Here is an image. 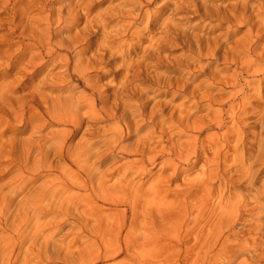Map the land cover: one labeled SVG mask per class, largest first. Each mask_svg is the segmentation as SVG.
<instances>
[{
	"label": "bare ground",
	"instance_id": "6f19581e",
	"mask_svg": "<svg viewBox=\"0 0 264 264\" xmlns=\"http://www.w3.org/2000/svg\"><path fill=\"white\" fill-rule=\"evenodd\" d=\"M16 1L14 17L8 23L30 43H18L19 53L12 59L10 50L0 53V60L9 57V66L15 71L10 80L0 75V158L9 157L0 167L8 169L7 186L13 197L28 194L19 214L24 222L29 224L49 207L42 217L51 213L52 222L41 228L49 225L61 233L64 228L81 231V226L93 228L89 223H96L92 230L98 232L100 236L95 237L101 240L95 241L101 243L91 251L94 263L143 248L183 254L187 264L193 256L204 253L227 264H235L240 257H245L241 264H264V0H222L219 4L215 0H115L118 4L110 3L98 19L91 18L80 2L75 7L67 2L61 8L48 9L50 3L61 0ZM37 2L42 5L43 16L35 14ZM20 5L25 8L16 10ZM184 14L200 18L196 25L202 29L224 28L225 34L205 39L201 33H187L177 18ZM112 20L117 21L116 30L109 32L108 22ZM80 22L84 27L75 37L65 35L54 42L62 32L54 27L67 25L65 32L69 33L68 27ZM245 28L240 38L231 40ZM100 32L96 50L84 59L93 46L90 38ZM146 38L149 46L142 48ZM178 47L188 54L175 64L171 62L174 68L184 67L191 73L194 63L207 62L202 68L205 78L196 87L191 78L175 79L159 72L167 49ZM60 50L72 51L73 61L65 57L61 74L45 72L34 85L39 72L36 67L43 69L60 58ZM46 57L49 60L36 63ZM219 64L225 70L231 66L238 70L232 75L209 71ZM72 65L73 73L92 94H86L79 85L72 86L71 77L64 76ZM112 66L121 74L120 82L114 85L111 81L107 90L97 91L90 77ZM30 69L35 70L33 76L22 82ZM257 76L260 79H245ZM59 83L63 85L56 87ZM143 84L150 85L151 90L143 89ZM154 90H163L172 98L157 102L148 96ZM252 99L257 103H250ZM200 110L207 113L194 119ZM250 118L255 130L251 133L247 125ZM105 121L113 126L99 125ZM15 122L35 125L32 135L52 126L61 129L51 130L46 142L35 150L32 144L17 147L19 141L13 138L4 141ZM2 126L8 129L1 130ZM127 140L130 142L124 144ZM116 157L130 161L117 168L112 177L109 173L113 169L102 174L100 168L115 164ZM200 161L199 173L188 180L190 170L185 167L193 170ZM158 165L162 173L145 189L137 179L151 176ZM164 173L167 176L161 177ZM40 179L43 182L37 189L30 188ZM178 181L181 184L171 189ZM141 232L144 235L137 237ZM192 235H196L192 238L196 242L189 246L186 240ZM106 237L111 239L105 241ZM7 239L1 241L0 253L6 252L7 246H1L8 243ZM89 247L86 250L90 251ZM43 249L48 251L46 246Z\"/></svg>",
	"mask_w": 264,
	"mask_h": 264
},
{
	"label": "rangeland",
	"instance_id": "374dc122",
	"mask_svg": "<svg viewBox=\"0 0 264 264\" xmlns=\"http://www.w3.org/2000/svg\"><path fill=\"white\" fill-rule=\"evenodd\" d=\"M116 1H119L118 3H121L120 1L124 2V0H116ZM116 1L115 0H72V2H70V0H61V1H56V2L50 3V5L48 6V9H50V8H53V9L61 8L65 5H67L66 4L67 2H68V4L72 3L73 7H75L74 5L76 3L80 2V3H83L87 7V8H85V6H84L85 10L87 9L86 12L90 13L91 18L93 17L95 19H98V18L102 17L103 15H105L107 8H109L108 6H110L109 5L110 3L117 5L118 3ZM215 1H216L215 2L216 4H219V2L222 0H215ZM236 1L237 0H233L232 3L236 2ZM15 2H17V1L16 0L15 1L14 0H0V53H3V52L10 50L8 55L10 56L11 59L13 58V56H16L19 53L18 43H20V42H25V44L30 43L27 40L20 38V36H19L20 31L13 32V27H11L12 23H8V21L12 17H14ZM224 2H226V1H224ZM39 3L40 2L36 3L37 9L35 10V14L43 16L44 11L41 9L42 8L41 3L40 4ZM158 3L161 4L162 2H158ZM59 6H61V7H59ZM24 8H25V5H20L19 7L16 8V10H20V9L22 10ZM168 15H169V12H167L166 16H168ZM179 16L180 17H177V18L184 21V22L180 21V23L182 26L183 25L185 26L187 33H192L195 35L201 33V34H203V37L205 39H214L220 34H225L224 28L223 29H219V28L211 29L212 26L211 27L208 26V27L202 29L201 26H198L199 22H201L200 18H198V19L196 17L193 18V16L191 14L190 15L184 14V15H179ZM184 16H186V17H184ZM186 18H187V20H186ZM116 22L113 20L108 22V31L109 32H111L110 30H112V29H113L112 31L116 30V28H114L117 25ZM185 23H186V25H185ZM197 23H198V25H196ZM1 24H2V26H1ZM194 25L197 26L198 28L192 27ZM215 25L216 24H214V26ZM65 26L67 27V25H62L60 28H58L57 26L54 27V30L59 29V31H60L62 29L61 35L59 36V34H58L55 37L56 39H54V42H56V43L59 42L60 39L65 37V35H67L65 38L75 37L79 33V31L84 27V22H80L76 26L68 27L69 33L65 32V30H67L65 28ZM40 28L44 29L43 26H41ZM192 28H193V31H192ZM246 30H247L246 28L241 29L238 32L239 34L235 33V35L231 38V40H235V39L240 38L245 33ZM100 37H101V32H100V34L99 33L95 34L93 36V38H90L91 39L90 42H91V44H93V46H92L93 48L90 47V50L84 55V57H83L84 59L88 60L89 57L94 53V51L96 50V47H97L96 43L100 41ZM148 39L147 38L144 39L145 41L143 42V44L141 43V45L143 46L142 48L149 46ZM32 51L34 53L37 52V50H32ZM70 52L71 53L68 54L67 51L60 50V51H58V54H59V56L61 54L62 55L60 56V58L58 57V59H57L60 61L55 60L54 62H49L48 65L47 64H46V66L44 65L43 69L39 68L40 65H39V67H36V70H39V72H38V76H37L38 78L36 77L35 78L36 80L35 79L33 80L34 85H36L38 83V80L41 79L42 75L45 72H55V73L61 74L63 71H60L59 69L63 65V63L65 61V57H68L71 59V61H73V56L75 54L72 53V51H70ZM187 54H188L187 50L182 48V47H178L176 49H173V48L167 49L166 54L164 55V57L166 59H165L164 63L161 64V66H159L160 67L159 72L165 73L168 77H171V78H175V77H180L182 79L191 78L192 86L196 87L199 84H201V81L205 78V75L202 74V68H204L206 66V64H207L206 61H203L201 64L194 63L193 64L194 70H192L191 73H187V71H184V69H185L184 67L174 68L173 65L170 64L171 62L172 63L174 62V64H175V62L177 60L183 59V58H181V57H183V55H185L187 57ZM136 56L140 57L141 56L140 52L136 53ZM6 58L0 60V66H1L0 67V75H1V77L6 75V76H8V78L10 80L15 76L14 75L15 71H13L9 66L10 65V58L7 56H6ZM167 59H168L169 63H166ZM44 60L47 61V60H49V58L46 57L43 60H37L36 63L37 64L42 63V61L44 62ZM55 66H57L56 69H55ZM40 69H42V70H40ZM73 69H74V67L72 65L69 72L64 73V76L66 75V76L71 77L70 84L74 87L79 85L85 91L86 94L87 93H88V95L92 94V92L85 87V84L79 79V77L73 73ZM237 70L238 69L236 66H231L229 69L225 70V66L220 65V64L216 65V66H211L209 69L210 72L217 71V72H222L223 74H226V75H232ZM33 71H35V70L30 69V71L26 74V75H28V77L25 76L23 80L21 79L22 82H25L29 77L33 76ZM260 77L261 76H257L255 79H253V78H245V79H247L246 81H250V80L253 81L256 79H260ZM120 78H121V74H116V68L115 67L113 68V66H112V67H108L104 70L102 69L100 71L94 72L93 76H91L89 80L91 82L92 81L94 82V83L93 82L92 83L97 87V89L99 88L97 91L100 90L101 92H104L105 90H107L109 88V86L112 85V84L110 85L111 81H113L114 85H115V84H117V82L118 83L120 82L119 81ZM61 85H63V84L59 83L56 87H58V86L60 87ZM139 85H141V84H139ZM20 86H21V84L19 85V87ZM51 86H55V85H51ZM142 88L143 89H150L151 86L148 84H143ZM85 89H87V90H85ZM201 89H204V88L201 87ZM55 92H57V90H55ZM55 92H52V93H55ZM111 93H112V91L106 92L105 94H111ZM55 94H58V92ZM148 96L150 98H155V101H157V102L161 101L160 103L167 102V101H164L167 99V97H168V100L172 98L171 95H170L171 97L165 96L163 94V90L151 91V92H149ZM222 98H226V96H222ZM133 102H135V101H133ZM154 102L152 101L150 104H148L147 107L151 108L153 106L152 104H154ZM180 102H181V100L174 103V105L177 106ZM249 102L252 104L257 103L256 101H253V99L249 100ZM206 113H207L206 110H200L199 112L194 114L193 118L194 119L201 118ZM29 117H30V114L26 113V118H29ZM248 120H250L247 122L248 132H250V133L254 132L255 130L253 128V123H251V122H253V118H250ZM12 124L13 125L15 124L13 126V131L9 130L11 133H9V132L6 133L7 139H4V141H7V140L10 141V140H12L11 138H13V139H16L19 141V142L17 141L18 142L17 147H19V146L23 147L24 143H26V144H32L33 147H35V150H36V146L39 147L46 142L47 138L50 136L49 134H50L51 130H60L61 129V127L52 126L53 128L44 129V130L40 129L39 133L32 135V128L35 125H29L26 123L19 124L18 122H15ZM99 125L105 126V127H112L113 123L111 124L110 122L105 121V122L100 123ZM2 129L4 131H6V129H8V127L2 126L1 130ZM177 132L178 131H175L174 134H177ZM79 137H80V135L74 139L75 142L73 140L74 144L77 143ZM175 139L176 140L179 139V136H176ZM128 142H130V141L127 140L124 142V144L128 143ZM20 150L21 149L18 148L17 153H19ZM16 155L19 156V154H16ZM8 158L9 157H5L2 159L0 158V164H1V162H8ZM52 159L53 158H50L51 161H52ZM114 159L116 160L115 164L114 163H113V165L109 164L110 166L107 165V167H106V168H108L107 171H106L105 166L101 167V165H100V167H101L100 170H102L101 171L102 174L104 172L109 173L113 169L115 171L112 170V172L109 174H110V176L111 175L114 176L117 173V170H118L117 168L121 167L125 162L130 161V159H123L121 157H116ZM200 162L198 163L197 167L194 168L193 170H191V167H185L187 170H190V172H189L190 175L187 177L188 180L195 178V176L199 173L201 166L203 164L202 161H200ZM97 163H95V164L97 167H99V164H97ZM62 166H66V164L62 163ZM160 167H161L160 165L156 166L152 170L151 176L139 177L137 179V181L139 183L141 182V184L143 183V185L145 184L144 188L146 189L148 184H150L152 181L156 180L160 176V174L162 173ZM7 170L8 169L4 166L0 167V188H1L0 189V212H1L0 213V236H1L0 237V243H1V241L9 238V239H7V241L10 244H8V243L6 245L2 244L1 247H4V246H7V247H5L6 252L0 253V256H1L0 257V264H91V262H93V264H187V263H185V259H184L183 254H180V253L176 254L175 253V254L170 255L168 252L155 251V250L153 251V249H152V252H150L151 250L143 251V248H142V250H139L137 252L135 250L130 252V253L124 252L121 256H119L115 260H108V261H100L99 260L97 262L95 261V263H94V260H96V258H95V255L93 254V252L91 253V251L93 250V248L96 244L101 243L100 241H95V240H101V237H98V238L95 237V236H100V235L96 234L97 231L94 232V230H92V229L97 228L95 225L96 223L95 224H93V222L89 223V224H92V226H95L93 228L90 227L91 225L87 226V228H85L84 226H81V228H83V230L81 229V231H84L83 233L78 228H77L78 230L73 229V231L71 228L70 229L64 228L63 229L64 231L61 233L55 232L56 230H52V227L49 226L50 223L52 222L51 221L52 220L51 219L52 214L50 213L49 215H47V217H42L44 215L43 212L49 211V209H50L49 207L45 208L44 210L42 209L39 212V215L37 216V218L31 220L29 224H28V222H24L25 218H23V216H21L19 214L23 212V209L26 206V203H27L26 197L28 196V194L19 193L17 196L13 197V194L10 193V189H8V186H7V183L9 182V178H10V175L7 174ZM73 170L75 171L76 168H73ZM113 172H114V174H112ZM109 174H107V175H109ZM165 176H167V173H166V175L164 173L161 177H165ZM42 182H43V179L37 180L34 182L35 184L33 183L34 186L32 185L33 187H30V188L37 189L42 184ZM180 184H181V181L174 182L173 184H171V186H172L171 189H174L175 186H178ZM234 194H238L237 191H234ZM7 203L10 205H7ZM19 216L22 217V219ZM17 217H19V220ZM38 218H40V221H37ZM49 221H51V222H49ZM10 222H11V224H10ZM14 222H16V224H14ZM47 223L49 224L48 227L41 228L43 226H47ZM85 225H88V224L86 223ZM25 228H26V230H25ZM35 228L39 229V232ZM41 229H43L42 232L40 231ZM85 229H86V231H85ZM16 231H19V232L17 233ZM15 232H16V234H14ZM67 232H69V234H67ZM90 233H92V235ZM142 233L143 232H141L140 234H137V237H139V236L142 237L144 235ZM194 234H196V233H194ZM93 235H94V238L92 237ZM40 237H41V239H39ZM88 237H89V239H88ZM10 238H13V239H10ZM18 238H21V239H18ZM192 238L196 239V235H192L186 240V242H188L189 246L195 245L196 241H195V239H192ZM91 239H93L95 243ZM104 239L106 241L107 239L110 240L111 238L106 237ZM172 241L170 243H172ZM19 244H22V245L20 246ZM172 244H175V241H173ZM8 245H10V246H8ZM89 245H90V247H89ZM45 246L48 248V251H46V249H45V251L43 252L42 249L45 248ZM9 247L12 249H10ZM13 247H14V249H13ZM88 247H89L90 251L86 250V249H88ZM7 248H9V250H7ZM51 249H53L54 252ZM7 251H9V254H7L8 253ZM39 251H41V252H39ZM155 252H157V253H155ZM158 252H160V254ZM91 254H93V255H91ZM207 256L208 255L205 253L203 254V256H199V257H198V255L197 256L195 255V256H193V258L191 259V262H189V263L190 264H205V263L208 264L210 262V264H220V263L221 264H227V261L224 259H219V261H218V258L211 257V256H210L211 257L210 258L209 256L208 257ZM207 258L209 259V262H208ZM198 259H199V261H198ZM48 260H51V262H49ZM206 260H207V262H206ZM244 260H245V257H240L237 259L235 264L244 263ZM251 264H257V263L252 262Z\"/></svg>",
	"mask_w": 264,
	"mask_h": 264
}]
</instances>
